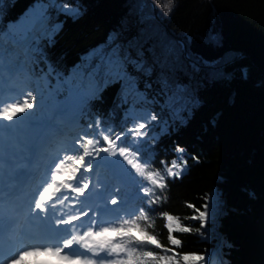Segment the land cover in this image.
Listing matches in <instances>:
<instances>
[{
    "label": "trees",
    "instance_id": "trees-1",
    "mask_svg": "<svg viewBox=\"0 0 264 264\" xmlns=\"http://www.w3.org/2000/svg\"><path fill=\"white\" fill-rule=\"evenodd\" d=\"M166 3L0 0V35L11 33L13 39L5 35L3 44L16 54L10 58L13 70L23 69L8 81L26 85L36 100H62L70 90L80 91L78 119L74 129L62 128L59 149L95 136L96 119L107 118L116 133L147 122L150 170L165 176L166 187L152 186L153 195L145 196L149 182L134 169L130 177L114 178L112 168L100 164L99 181L109 199L118 201L112 206L132 218L144 209L149 220L140 223L166 247L172 246L162 214L178 217L192 229L172 233L182 242L178 253L203 255L207 264H264V0H173L170 13ZM53 4L78 6L82 14L66 15ZM33 40L39 50L30 53ZM117 51L139 54L151 76L129 66L137 79L128 87L108 75L106 60ZM162 74L175 86L167 96L160 92ZM82 96L89 99L81 110ZM153 114L156 121L150 120ZM72 116L67 112L62 119ZM177 146L185 149L187 167L180 178L168 177L165 165L180 162ZM204 205L208 218L202 227L190 217Z\"/></svg>",
    "mask_w": 264,
    "mask_h": 264
},
{
    "label": "snow or ice",
    "instance_id": "snow-or-ice-1",
    "mask_svg": "<svg viewBox=\"0 0 264 264\" xmlns=\"http://www.w3.org/2000/svg\"><path fill=\"white\" fill-rule=\"evenodd\" d=\"M172 3L173 0H168V3L163 5L167 13L172 11L170 7ZM53 7L59 8L72 17L82 14L78 6L69 9L63 4H53ZM5 35L13 39L11 33L0 35V79L7 74L10 81L16 73L23 69L17 67L13 70L10 58L16 54L5 48L3 44ZM14 42L19 43L15 40ZM38 50L39 46L33 40L30 53ZM106 64L109 66L107 74L114 73L116 77L126 81L128 87H134L137 79L132 72L151 76V67L139 54L133 57L130 53L122 54L117 51L107 58ZM129 66L132 72L128 71ZM158 83L161 94L165 96L175 87L164 74L159 77ZM151 87V83H146V88ZM88 99L87 96L81 97V110L87 104ZM35 101L36 97L32 91H27L26 94L21 93L11 102L0 100V252L3 249L6 233L21 224L22 220L20 213L10 204L11 182L19 175L17 169L31 160L33 155L29 145L22 141L6 143L4 131L10 129L15 132L16 125L27 119L23 114L29 113L36 106ZM175 107L176 104L173 102V108ZM18 117L19 120H17ZM150 120L156 121L157 116L151 115ZM4 121L15 123L5 125ZM94 125L97 132L95 136H81L75 140L74 145L57 150V154L47 165L44 177L36 186L29 203L27 215L30 221L39 220L48 225L49 221L55 217L56 226L66 227L53 228L49 225L40 233L37 243L26 246L10 259H0V264H26V257L40 255L54 257L58 264H181V262L182 264H201V262L207 264L203 255L181 254L176 251L182 246V242L172 233H186L192 229L182 225L180 219L171 214L163 213L162 215L166 217L168 241L172 247L161 244L155 235L142 226L140 221L149 220L144 209H139L140 214L135 218H132L130 214H126L125 217L117 215L118 223L96 219V212L103 210H93L88 204L97 186V182H93L92 177L87 175L93 172L94 163L96 167H99L101 162L105 163L119 178L130 177L131 169H134L139 176L149 182V186L142 189L145 196L153 195L152 186L164 189L166 181L165 176L159 170H150L151 146L143 139L148 135L147 122H138L119 133L114 132V129L108 126L107 118L103 122L96 119ZM88 127L92 128L93 124L90 123ZM129 136L131 137L130 142L125 140ZM151 139L155 140V137ZM33 147H36L35 143ZM176 152L179 154L180 162L174 159L170 166L165 165V167L168 177L180 178L187 167V160L183 159L184 148L177 146ZM101 153L105 155L101 156ZM108 157L115 159L109 160ZM125 162L130 168L125 166ZM6 163L9 165L7 178ZM27 175L31 177V172ZM96 195L102 196L103 194L96 193ZM81 197L84 199L81 200ZM159 199V196L155 197L150 204L156 203ZM110 202L113 205L118 203L116 198H112ZM77 205L80 207L77 208ZM65 207L71 209L67 214L62 211ZM188 207L194 208V205L189 204ZM204 208V211L195 209L198 215L190 217V219L200 220L202 227L208 218L207 205H204ZM89 211H93L92 216H89ZM82 217H88V219L83 221ZM134 231L141 235H133ZM154 249H161L163 254H158ZM40 264H47V262H40Z\"/></svg>",
    "mask_w": 264,
    "mask_h": 264
},
{
    "label": "rangeland",
    "instance_id": "rangeland-1",
    "mask_svg": "<svg viewBox=\"0 0 264 264\" xmlns=\"http://www.w3.org/2000/svg\"><path fill=\"white\" fill-rule=\"evenodd\" d=\"M29 40H26L25 43H28ZM28 91V89L26 88V85H22L17 86L14 84H11L8 81V78H3L0 79V100L4 101V102H11L14 99L18 98L21 93L26 94V92ZM65 100H63L62 102H60V100H58V98L56 96L54 97H41L39 99H37L35 101V111L37 112V114L35 115V117H33L32 115H23L25 117H27L26 120L21 121L19 124L16 125V130L15 132H12L10 129H5L4 131V139L5 142H9V141H22L25 144L30 146L31 143V139L34 137L35 133L34 131L37 129L38 126L45 127V133H43V137H48L47 142L43 143L45 146L44 151L41 153V151L39 152L40 157H47L48 154H50L49 156H51L52 158L57 154V151H55V153L52 151V149L55 147V144L57 145V147L60 144L62 135L65 134V131L62 130V128H66V130L68 129H74L76 121L78 119V107H77V103L78 101L75 103V105L68 107V112H73V116L70 118L69 121H64L62 119V111L65 112L67 109H62V103ZM20 118L18 117L17 120H19ZM5 125L10 124V123H15V122H8V121H4L3 122ZM55 125V128H54ZM53 126V127H52ZM54 128V129H53ZM58 131L59 134H58ZM53 134H56V136ZM55 143V144H54ZM54 144V145H53ZM53 145V146H52ZM51 147L50 152L47 151V149H49ZM43 147V145H42ZM41 147V148H42ZM58 150V148H57ZM62 154V153H61ZM104 153H101V156H104ZM50 157V158H51ZM109 160L111 159H115L113 157H108ZM122 159V158H120ZM52 159L50 160H45V165L51 163ZM49 162V163H48ZM100 164H104L105 163L101 162ZM99 164V165H100ZM125 166H126V162H125ZM47 167V166H46ZM46 168H44L45 171ZM88 176L92 177L93 182H97V188L102 189L103 195L100 196V201L97 202L96 204H94L93 206H91L94 210L96 209H102V212H96V219L97 220H104V221H115L117 222V215H119V217H125V215H121L120 212H118L117 209H115L112 204H111V200L109 199V192L102 186V184L99 181V178L97 176V167L94 164V168H93V172L92 173H88ZM112 176L118 177L117 175L114 174V171L112 169ZM41 182V181H40ZM39 182V183H40ZM123 183H125L124 180H122ZM95 189V190H96ZM92 189L90 188L89 191H91ZM81 200H83L84 198L81 197ZM80 206L77 205V208H79ZM62 211L65 212V214H67L69 211H71V209L65 207L64 209H62ZM93 213H91L89 216H92ZM107 216V217H105ZM42 259L44 261H51V263L54 264H58V262L56 261V259L54 257H49L46 255H40V256H33L30 257L28 260H30V264L32 263V261H34L35 259ZM43 261V262H44ZM54 261V262H53ZM57 262V263H56ZM49 263V262H48Z\"/></svg>",
    "mask_w": 264,
    "mask_h": 264
},
{
    "label": "bare ground",
    "instance_id": "bare-ground-1",
    "mask_svg": "<svg viewBox=\"0 0 264 264\" xmlns=\"http://www.w3.org/2000/svg\"><path fill=\"white\" fill-rule=\"evenodd\" d=\"M78 98H79V92L76 91V90L75 91H71L69 93V95L67 96V98L65 99V101L62 103V109H67L68 107H71V106L75 105V103L77 102ZM63 113H65V112L62 111L61 114H63ZM45 129H46V126L42 127V125H41V126H38L37 129L34 131L35 135L31 139V143H30V146H29L30 150H31V145L33 146L34 143L36 144V147H33V150H32V154H33L32 155V159L27 161L22 166L24 169H27L29 172H31V177H29L27 182L22 187H19V189L21 188V191L22 190L31 191L32 186L34 187L36 185V183L38 181H41L43 179V177H44V174H45L44 168H46V166H47V164L45 165V160H48L51 157V156H49V154H48V156L46 158L45 157L44 158L40 157V155H39L40 151H41V153L44 151L45 146H44L43 143L47 142L46 138H48V137H46V138L43 137V133H45L44 132ZM59 132L60 131H58V134H59ZM54 135L56 136V134H53V136ZM42 145H43V147H42ZM52 146H50V148L47 149V151L51 150ZM8 166L9 165L6 163L5 164V169H7ZM99 201H100V199H96L94 203H97ZM28 207L29 206L27 205V209L23 211L24 217L27 216ZM87 219H88V217L82 218L83 221H86ZM77 223H79V222H77ZM59 227L60 228H64L66 226L60 225ZM27 245H29V244H27ZM26 258L28 259L30 257H26ZM43 261L44 260L38 258V259H35L34 261H32L31 264H36V263L40 264V262H43ZM44 262H47V261H44ZM48 262H47V264H54V263H51V261H48Z\"/></svg>",
    "mask_w": 264,
    "mask_h": 264
},
{
    "label": "water",
    "instance_id": "water-1",
    "mask_svg": "<svg viewBox=\"0 0 264 264\" xmlns=\"http://www.w3.org/2000/svg\"><path fill=\"white\" fill-rule=\"evenodd\" d=\"M152 7H153L154 16L158 17L157 6L155 5V3L153 1H152ZM178 40L182 43L183 49H184L185 53L187 54L185 42L183 41V39H181L179 37H178Z\"/></svg>",
    "mask_w": 264,
    "mask_h": 264
}]
</instances>
